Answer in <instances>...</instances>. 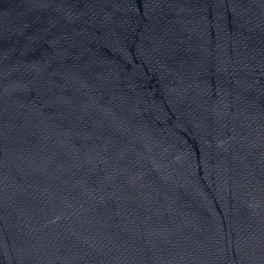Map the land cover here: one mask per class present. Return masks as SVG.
<instances>
[{
  "label": "water",
  "instance_id": "obj_1",
  "mask_svg": "<svg viewBox=\"0 0 264 264\" xmlns=\"http://www.w3.org/2000/svg\"><path fill=\"white\" fill-rule=\"evenodd\" d=\"M0 264H264V0H0Z\"/></svg>",
  "mask_w": 264,
  "mask_h": 264
}]
</instances>
